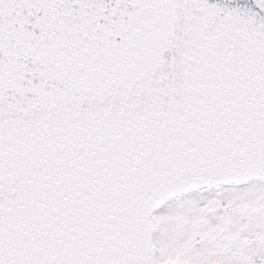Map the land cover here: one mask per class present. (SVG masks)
I'll list each match as a JSON object with an SVG mask.
<instances>
[{
    "label": "snow or ice",
    "instance_id": "6c2138e0",
    "mask_svg": "<svg viewBox=\"0 0 264 264\" xmlns=\"http://www.w3.org/2000/svg\"><path fill=\"white\" fill-rule=\"evenodd\" d=\"M0 264H264V0H0Z\"/></svg>",
    "mask_w": 264,
    "mask_h": 264
}]
</instances>
